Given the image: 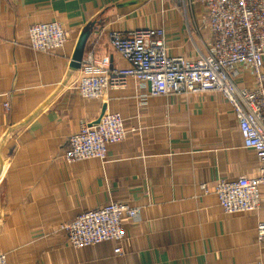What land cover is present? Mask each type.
I'll return each instance as SVG.
<instances>
[{"label":"crops","instance_id":"0c3cea01","mask_svg":"<svg viewBox=\"0 0 264 264\" xmlns=\"http://www.w3.org/2000/svg\"><path fill=\"white\" fill-rule=\"evenodd\" d=\"M49 20L67 29L65 44L31 49L28 27ZM160 26L172 55L192 58L209 43L200 0L186 12L172 0H0V251L8 264H264L255 240L264 186L259 210L233 213L198 187L258 172L221 95L147 96L132 78L100 99L75 90L82 64L70 63L82 31V59L92 50L111 67L126 63L108 31ZM237 82L251 84L247 69ZM107 109L122 115L125 138L105 161H67L68 136ZM110 199L140 207L124 222L123 252L113 241L70 246L60 223Z\"/></svg>","mask_w":264,"mask_h":264},{"label":"built area","instance_id":"2783aa9c","mask_svg":"<svg viewBox=\"0 0 264 264\" xmlns=\"http://www.w3.org/2000/svg\"><path fill=\"white\" fill-rule=\"evenodd\" d=\"M172 2L185 12L193 4V0ZM200 5L206 16L209 43L195 57L170 54L162 26L126 33L110 30L107 40L125 66L110 67L108 56L96 59L89 50L81 60L75 90L83 99H100L107 90L123 88L132 78L147 89V96L221 95L234 113L242 146L254 153L259 168L254 175L221 178L212 188L205 183L198 187L203 193L212 192L225 213L257 211L263 206L264 186V0H200ZM68 37L67 29L57 20L36 22L27 29L29 47L44 52L61 49ZM242 67L248 70L249 86L237 82ZM4 107L8 108V103ZM125 136L122 115L107 109L68 136L62 156L69 162L105 161L108 147ZM139 214L138 205L110 199L79 212L59 228L73 248L113 241V252L121 254L124 222ZM255 240L264 247V216L255 226ZM0 264H8L2 251Z\"/></svg>","mask_w":264,"mask_h":264},{"label":"water","instance_id":"95a60500","mask_svg":"<svg viewBox=\"0 0 264 264\" xmlns=\"http://www.w3.org/2000/svg\"><path fill=\"white\" fill-rule=\"evenodd\" d=\"M88 35H89V31L84 30L80 33L77 39V42L75 44V47L72 53V60L70 63V67L73 69H77L80 66V62L83 56L84 46H85ZM97 121L98 119L95 122Z\"/></svg>","mask_w":264,"mask_h":264}]
</instances>
